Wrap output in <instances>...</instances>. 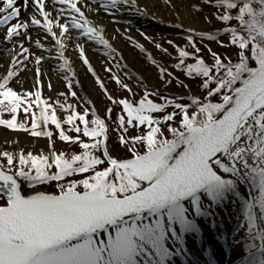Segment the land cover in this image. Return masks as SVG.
I'll list each match as a JSON object with an SVG mask.
<instances>
[{
  "label": "snow or ice",
  "instance_id": "1",
  "mask_svg": "<svg viewBox=\"0 0 264 264\" xmlns=\"http://www.w3.org/2000/svg\"><path fill=\"white\" fill-rule=\"evenodd\" d=\"M0 264H264V0H0Z\"/></svg>",
  "mask_w": 264,
  "mask_h": 264
},
{
  "label": "bare ground",
  "instance_id": "2",
  "mask_svg": "<svg viewBox=\"0 0 264 264\" xmlns=\"http://www.w3.org/2000/svg\"><path fill=\"white\" fill-rule=\"evenodd\" d=\"M126 15V14H125ZM128 19H130L133 24L135 26H138L140 28H142L143 30H145L148 34L150 33V29L152 27H154V25H157L158 23L150 20V19H141L139 17H135V16H131V17H126ZM165 19H168L167 16H165ZM134 35H136L135 32H133ZM137 38L138 39H141L138 35H137ZM121 48L124 49V56H125V61L129 64V66L134 70V71H137V72H142V73H145L147 74L146 72L143 71L142 67L135 62V58H134V55H133V50H131L130 48H128L127 46H125L123 43H121L119 45ZM88 55L91 59V62L96 66L97 70L100 71V74L102 76H106L105 73H103V71H101V68H100V64H99V61L97 59L98 57V53H94L92 51H89L88 52ZM77 71L80 73V80H81V84L83 86V89L84 91L91 97V98H94V89H95V86L94 84L92 83V79L90 76H88L87 78H85V75H84V69L81 68V67H77Z\"/></svg>",
  "mask_w": 264,
  "mask_h": 264
},
{
  "label": "rangeland",
  "instance_id": "3",
  "mask_svg": "<svg viewBox=\"0 0 264 264\" xmlns=\"http://www.w3.org/2000/svg\"><path fill=\"white\" fill-rule=\"evenodd\" d=\"M158 27H161V29H158L159 32H154V34H152L151 36H158L159 39H160V42L161 43H164L165 41V38H166V34L168 33L167 30L169 29L168 27H166L165 25H160ZM174 30V29H173ZM166 32V33H165ZM168 38H173V39H176V37L174 36V32L172 33V35H169ZM142 43H144V45L152 50L153 52H155V49L153 48V45L151 43H149L148 41L146 40H141ZM133 55H134V58H135V62L138 63L144 72L146 73H149L151 72L152 73V76L154 77L155 76V72L154 70L150 69V67L148 66V64L145 62V60L143 59L142 57V54L139 53L138 51H133ZM164 62H167V58H165V61ZM106 78V82H107V77L105 76ZM158 83V81H156ZM108 87L112 89V91L115 93V87L113 85V83L111 81H108ZM94 95H95V99L96 101L98 102V106L100 109L104 108V105L106 103V100H104V98L102 97L100 91L98 88H95V91H94ZM41 143H43V141H41ZM57 147H61V145L58 143L57 144ZM114 152L116 151V149L114 148L113 149Z\"/></svg>",
  "mask_w": 264,
  "mask_h": 264
}]
</instances>
